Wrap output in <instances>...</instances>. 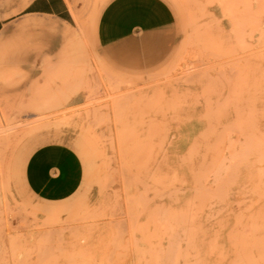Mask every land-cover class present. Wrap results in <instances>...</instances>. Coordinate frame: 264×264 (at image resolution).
<instances>
[{
    "label": "rangeland",
    "instance_id": "rangeland-1",
    "mask_svg": "<svg viewBox=\"0 0 264 264\" xmlns=\"http://www.w3.org/2000/svg\"><path fill=\"white\" fill-rule=\"evenodd\" d=\"M107 1L0 44V264H264V0H167L175 23L118 59ZM54 142L83 183L47 203L24 168Z\"/></svg>",
    "mask_w": 264,
    "mask_h": 264
},
{
    "label": "crops",
    "instance_id": "crops-1",
    "mask_svg": "<svg viewBox=\"0 0 264 264\" xmlns=\"http://www.w3.org/2000/svg\"><path fill=\"white\" fill-rule=\"evenodd\" d=\"M100 2V1H99ZM86 0H0V44L17 23L51 28L66 22L75 27L80 18L94 11L84 8ZM175 23V13L167 0H108L96 17L93 34L107 59H118L115 49L141 35L156 33ZM60 37L54 36V43ZM83 163L78 153L60 142L37 147L28 157L24 181L28 191L47 203L71 198L83 183Z\"/></svg>",
    "mask_w": 264,
    "mask_h": 264
}]
</instances>
